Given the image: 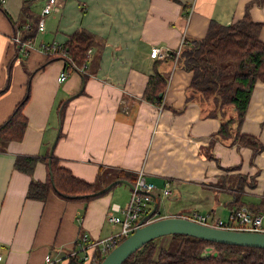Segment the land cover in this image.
I'll list each match as a JSON object with an SVG mask.
<instances>
[{
    "label": "crops",
    "instance_id": "obj_1",
    "mask_svg": "<svg viewBox=\"0 0 264 264\" xmlns=\"http://www.w3.org/2000/svg\"><path fill=\"white\" fill-rule=\"evenodd\" d=\"M0 1L11 15L0 7V124L28 85L30 90L25 135L0 151V264H43L48 253L69 264L78 236L105 238L119 228L107 219L110 206H125L133 187L119 182L88 201L54 191L44 201L29 198L31 177L45 180L48 164L38 160L29 175L14 168L19 154L47 157L53 149L60 164L88 181L101 165L143 169L156 185L152 205L157 196L158 209L152 219L197 210L227 221L241 206L264 213V147L255 154L251 146L227 139L211 143L222 116L206 115L200 103L188 101L193 72L172 56L184 40L206 36L213 20L229 24L241 18L251 2L249 12L263 24L264 41V0H181L186 8L175 0H61V10L46 15L30 52L11 42L24 0ZM44 2L32 3L35 13L40 15ZM81 28L99 41L91 47L88 77L83 81V73L73 70L59 82L65 60L48 59L42 43L65 44ZM153 47L169 55L152 57ZM156 60H162L160 70L170 71L165 106L143 98ZM234 113L230 108L223 115ZM239 128L264 144V81H257ZM165 197L177 204L161 208ZM174 244L170 234L158 249Z\"/></svg>",
    "mask_w": 264,
    "mask_h": 264
},
{
    "label": "trees",
    "instance_id": "obj_2",
    "mask_svg": "<svg viewBox=\"0 0 264 264\" xmlns=\"http://www.w3.org/2000/svg\"><path fill=\"white\" fill-rule=\"evenodd\" d=\"M34 1L24 0L21 6L22 20L18 21L19 25L16 28L23 29L21 33L23 39L34 37L38 31L40 15L31 7ZM175 1L186 8V4L181 0ZM251 3H248L244 15L236 21L221 24L213 20L206 36L186 39L176 63L193 72L188 86V101L200 103L206 115L222 116L220 126L213 134L211 143L215 139H227L231 143L249 145L257 154L264 147L259 136L239 131L254 87L258 80L264 81V41L259 35L263 24L252 19L249 12ZM0 7L11 18L1 1ZM98 44V37L93 32L81 28L75 30L65 44H62L67 57L58 52L47 56L48 59L55 55L64 59L65 68L69 73L77 70L76 67H83V71L80 72L83 73V81H85L88 77L85 73L88 68V59L91 57L87 56V50ZM172 54L175 52L173 51ZM161 61L156 60L143 98L165 106L164 95H160V92H165L170 71L160 70L159 62ZM29 94L28 85L25 96L16 103L12 113L0 124V151L5 150L10 141L22 140L24 137L28 125L24 106L29 100ZM62 102L61 105L66 104L67 101ZM59 107L62 114L64 105L62 108ZM230 108H233L235 113L225 117L223 114ZM61 135L60 131L57 139ZM41 159L47 161L48 175L45 180L31 177L27 197L43 201L52 191L66 199L88 201L107 192L109 189L99 191L114 180L123 178L134 184L137 177L136 172L101 165L95 179L88 181L76 176L69 167L60 164L59 157L53 152L47 157L19 154L15 158L14 168L33 175L36 163ZM117 183L119 182L112 186ZM157 209L158 207L153 214L157 212ZM172 235L181 239L177 249L170 247L158 249L156 239H152L130 254L122 264H264V247L220 243L183 233ZM68 262L69 264H85L77 256L69 257Z\"/></svg>",
    "mask_w": 264,
    "mask_h": 264
},
{
    "label": "built area",
    "instance_id": "obj_3",
    "mask_svg": "<svg viewBox=\"0 0 264 264\" xmlns=\"http://www.w3.org/2000/svg\"><path fill=\"white\" fill-rule=\"evenodd\" d=\"M61 8V0H45L38 20V31L45 29L46 15L54 11H60ZM34 37L23 39L20 30H18L12 36L11 42L19 46L20 50L24 52H30L35 48ZM42 49L47 55H51L55 52H58L62 56L67 55L62 44L58 42L49 44L42 43ZM180 51L181 48L176 50L175 54H172L175 62L177 61ZM91 55L92 49L89 48L87 50V56L90 57ZM150 55L156 58H165L167 55H169V53L164 51L162 52L161 48L159 47H153ZM76 68L78 71H83L84 69L83 67ZM68 75V70L66 68L62 69V71L58 75V81H64L68 77ZM155 186V183L148 178L146 171H144L143 169L138 170L128 203L125 206L113 203L110 206L107 215L108 221L113 224H118L119 228L111 235L105 238L98 239H91L89 233L84 232L77 237L76 246L67 255V258L71 256H77L80 260H83L85 264H100L104 256L122 239L130 235L137 227L152 219V216H148L143 221V218L148 215L147 211L153 208V192ZM169 191L170 190L168 188L165 189V192ZM186 217L212 226L264 231V213H253L249 210V208L244 206L233 209L230 213L229 220L227 221L197 210L193 211ZM2 259L3 254L0 253V260ZM61 263L62 259L60 257H53L51 253H48L43 264Z\"/></svg>",
    "mask_w": 264,
    "mask_h": 264
},
{
    "label": "water",
    "instance_id": "obj_4",
    "mask_svg": "<svg viewBox=\"0 0 264 264\" xmlns=\"http://www.w3.org/2000/svg\"><path fill=\"white\" fill-rule=\"evenodd\" d=\"M160 95H163V92H160ZM116 182H126L133 186L127 179L121 178L112 181L100 189L99 192L108 190ZM157 206L158 198L155 196L154 206L148 215L143 218V221L148 216L155 214L153 212ZM173 233H183L226 244L264 247V231L224 228L207 225L182 215H167L153 218L137 227L130 235L113 247L104 256L100 264H122L130 254L141 248L149 240Z\"/></svg>",
    "mask_w": 264,
    "mask_h": 264
},
{
    "label": "rangeland",
    "instance_id": "obj_5",
    "mask_svg": "<svg viewBox=\"0 0 264 264\" xmlns=\"http://www.w3.org/2000/svg\"><path fill=\"white\" fill-rule=\"evenodd\" d=\"M173 204L176 205L177 201L176 200H172L170 197H165L164 200H162V202H161V208H162V205L165 206V205H173ZM168 235H170V234H165V235L157 237L156 238L157 245L160 244L161 241H165V239L168 237ZM174 241H176V244L170 246V248H174V250H175V249L178 248V246H179V244L181 242V239L177 238V237H174ZM168 247H169V245H168Z\"/></svg>",
    "mask_w": 264,
    "mask_h": 264
}]
</instances>
